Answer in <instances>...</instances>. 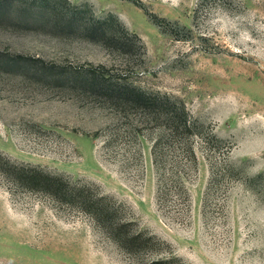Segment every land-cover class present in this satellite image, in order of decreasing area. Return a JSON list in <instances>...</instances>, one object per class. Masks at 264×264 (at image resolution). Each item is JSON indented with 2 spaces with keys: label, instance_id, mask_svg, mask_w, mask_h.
Segmentation results:
<instances>
[{
  "label": "rangeland",
  "instance_id": "rangeland-1",
  "mask_svg": "<svg viewBox=\"0 0 264 264\" xmlns=\"http://www.w3.org/2000/svg\"><path fill=\"white\" fill-rule=\"evenodd\" d=\"M69 2L139 41L125 53L0 21V153L88 184L156 240L128 253L91 216L0 173V264H264V0ZM17 56L46 76L5 66ZM89 70L183 103L192 134L91 92L77 78Z\"/></svg>",
  "mask_w": 264,
  "mask_h": 264
},
{
  "label": "trees",
  "instance_id": "trees-1",
  "mask_svg": "<svg viewBox=\"0 0 264 264\" xmlns=\"http://www.w3.org/2000/svg\"><path fill=\"white\" fill-rule=\"evenodd\" d=\"M66 7L74 8L69 0H0V21H9L15 25L35 24L48 33L100 42L125 53L132 51L139 41V38L130 34L114 15L104 20L87 21L84 10L74 8L68 13L65 12ZM148 16L164 32L177 38L178 34L174 29L163 25L168 23L166 20H159L150 14ZM34 64L23 56H17L16 60L7 62L5 66L23 65L22 69L30 71L33 77L46 76L47 67L41 69ZM76 74L80 76L81 72L77 71ZM82 76L77 78L84 80V86L88 90L117 107L138 109L145 113L147 111L161 113L169 124V132L175 136L174 138L184 133L192 134L196 123L190 119L183 103L172 102L167 97L161 100L156 94L147 93L132 84L120 83L105 74L98 76L94 71L89 70L87 75ZM54 79L57 81L58 77L54 76ZM159 147L161 141L154 150L157 164ZM188 153L194 155L192 150ZM0 173L11 183L13 189L44 194L60 205L76 208L91 216L118 247L128 253L137 255L138 249L156 240L152 236L147 237L144 232H132L133 223L122 218L121 205L99 192H93L91 186L75 181L68 175L48 172L32 164L17 162L3 153H0ZM166 258L170 259L156 260L151 264H171L179 261L174 254Z\"/></svg>",
  "mask_w": 264,
  "mask_h": 264
}]
</instances>
